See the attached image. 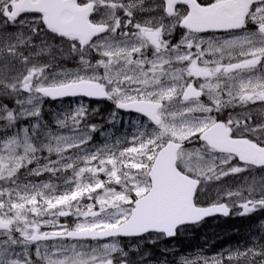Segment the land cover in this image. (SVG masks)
<instances>
[{
  "label": "snow or ice",
  "instance_id": "obj_1",
  "mask_svg": "<svg viewBox=\"0 0 264 264\" xmlns=\"http://www.w3.org/2000/svg\"><path fill=\"white\" fill-rule=\"evenodd\" d=\"M258 212L264 0H0V264H264V220L211 257L153 253Z\"/></svg>",
  "mask_w": 264,
  "mask_h": 264
},
{
  "label": "rangeland",
  "instance_id": "obj_2",
  "mask_svg": "<svg viewBox=\"0 0 264 264\" xmlns=\"http://www.w3.org/2000/svg\"><path fill=\"white\" fill-rule=\"evenodd\" d=\"M69 67H72V65L70 64ZM45 105H46V103L44 104V106ZM72 105H74V104H72ZM211 230L213 231V228H211ZM247 232H248V229L241 230L239 228L234 234L228 233L226 236L222 237V239L220 241H218V242L214 241L215 243L211 242L207 247H210L211 245L220 246V244H224L228 241H240V240H242V237L240 234H247ZM205 233H206L205 228H198V229L190 228L187 231L183 232V234L186 236V238L182 237L181 240H178L177 242L174 243V245H177L175 249L173 247V253L176 255L175 258L177 260H179L180 257H182V256L194 258L197 254L211 257V256L219 253V252H214V253L208 254L209 252L204 248L205 244L203 242L204 239L202 238V236L196 237V235H198V234H205ZM224 233H226V232H224ZM224 233L222 232L220 234L223 235ZM161 245H162V247L166 246L167 248L171 249V246L168 243H163ZM182 248H185V251L181 252V255L179 256V252ZM155 256L161 259V253L155 254ZM165 258L168 261L172 262L171 261L172 257L170 254L166 253L165 256L162 257V259H165Z\"/></svg>",
  "mask_w": 264,
  "mask_h": 264
},
{
  "label": "flooded vegetation",
  "instance_id": "obj_3",
  "mask_svg": "<svg viewBox=\"0 0 264 264\" xmlns=\"http://www.w3.org/2000/svg\"><path fill=\"white\" fill-rule=\"evenodd\" d=\"M91 103V108H97L99 107L101 112H100V116L102 117H105L107 118L108 117V114L112 111V106L110 104V102H107V101H101V102H96V101H93V102H90ZM123 115V113H122ZM124 118V121L127 122V120L129 119V117L127 115H124L123 116ZM95 122L96 123H100V124H103L104 123V120L100 119V117H96L95 118ZM106 130H108L106 128ZM116 131L120 130V131H124L125 129L121 127V125L119 123L116 124ZM223 218V216H217L215 217L214 219L210 220L209 222H212V221H218L220 222ZM227 218H230V219H234L236 221V224L238 223V225L240 226V229L242 227H244L245 229H248V232H249V228L255 226V225H258V223L261 221V220H264V212H258L252 216H249V217H238V216H230V217H227ZM219 228L215 230V232L213 234H204L208 240L210 242H218L220 240V238L222 237V235L220 234L219 232ZM248 232L247 234H241L243 240L239 243V244H242V243H245L247 241V238H248ZM196 237H200V236H197ZM153 252L155 254H158L160 253L159 250H156V249H153Z\"/></svg>",
  "mask_w": 264,
  "mask_h": 264
},
{
  "label": "bare ground",
  "instance_id": "obj_4",
  "mask_svg": "<svg viewBox=\"0 0 264 264\" xmlns=\"http://www.w3.org/2000/svg\"><path fill=\"white\" fill-rule=\"evenodd\" d=\"M244 229H245L244 227L241 228V230H244ZM219 230H220V231H219L220 233H222V232H223V233L226 232V233H224V234L222 235V237L226 236V235L229 233V227H228V226H225V225L220 226V227H219ZM202 235H204V234H198L197 236H202ZM164 243H165V242H164ZM159 247H160V248H163L162 245H160ZM156 250H157V249H156ZM184 251H185V248H182V249L180 250V252H184ZM158 254H160V253H158Z\"/></svg>",
  "mask_w": 264,
  "mask_h": 264
}]
</instances>
